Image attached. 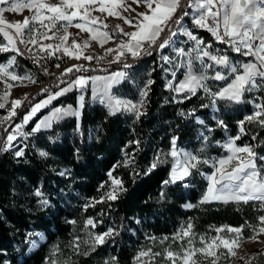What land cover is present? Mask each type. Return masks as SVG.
I'll return each instance as SVG.
<instances>
[{
  "label": "trees",
  "instance_id": "obj_1",
  "mask_svg": "<svg viewBox=\"0 0 264 264\" xmlns=\"http://www.w3.org/2000/svg\"><path fill=\"white\" fill-rule=\"evenodd\" d=\"M192 30L206 42H214L207 31L195 27ZM3 42L0 34V43ZM175 42L183 43L181 37H175ZM226 50L224 55L236 57L232 50ZM11 54L15 53H3L0 61ZM166 55L172 63L155 56L134 65L132 79L123 81L118 89L124 97L136 100L137 84L145 86L148 80L154 81L144 108L146 114L140 120L136 121L130 113L110 115L104 106L86 95L80 119L68 118L51 131L29 137L27 147H14L13 150L23 147L24 157L16 158L13 150L0 155V264H135L142 251L163 252L169 246L179 251V242H173L172 237L188 223L193 225L195 237H214L215 229L226 226H244V237L251 235L247 225H257L258 218L264 215L258 202L236 205L200 204V201L208 185L206 177L213 172L211 162L226 154L221 145L238 134L237 122L256 111L255 103H264V92L245 93L247 103L217 101L215 107L202 92L191 100H183L185 94L178 95L167 87L175 58L170 50ZM17 60L22 72L31 71L41 80V71H37L27 55L18 56ZM149 71L147 77L145 73ZM173 71L177 76L174 83L181 81L184 73L181 68L174 65ZM213 82L210 87L215 90L221 82ZM57 89L55 86L49 92ZM75 94L63 96L55 104L76 107ZM197 118L204 125L197 123ZM13 119L0 126V137ZM217 119H222L227 128L219 127ZM37 121L38 117H34L25 125L26 132ZM245 130L247 135H242L237 144H251L259 156H264V128L246 123ZM173 137L178 138V148L199 153L209 163H201L185 181L165 185L163 181L169 179L171 163L159 164L150 172L148 169L158 151H169ZM40 151L47 152V157H41ZM129 160L131 163L126 167ZM263 164L257 160V165ZM109 171L123 181L126 189L115 201L105 199L111 187ZM61 172L67 174L60 175ZM37 190L42 197L34 195ZM41 199L48 204L41 205ZM101 199L103 203H94ZM189 204L195 207H186ZM89 219L95 227L87 225ZM109 228L114 229L113 236L93 251L91 237ZM165 237L168 239L164 240ZM33 242L36 247H32ZM247 260L251 264H264V251ZM240 264H245V260Z\"/></svg>",
  "mask_w": 264,
  "mask_h": 264
},
{
  "label": "snow or ice",
  "instance_id": "obj_2",
  "mask_svg": "<svg viewBox=\"0 0 264 264\" xmlns=\"http://www.w3.org/2000/svg\"><path fill=\"white\" fill-rule=\"evenodd\" d=\"M138 7L143 4L146 8L144 12H137L136 18L132 19L123 15L125 12L133 11L126 0H58L57 3H50L49 0H0V34H2L6 43H0V53H15L7 63H0V83L5 85V90L0 95V109L6 107V103L11 94V89L16 86L11 82H19L21 86L25 80L35 84L36 81L31 75L25 73L19 75L9 69L13 68L17 56H23L25 53L18 47V44L25 45L27 52L33 62L39 65L40 60L53 57L57 52H62V56H68L75 60H86L89 63L96 59L97 63L111 57L108 62L123 64V69H129L131 64L127 63L129 58L135 60L143 55H151V49L162 50L169 46L172 37L177 36L178 32L187 37L194 44L188 51L184 48H177L174 51L180 57H188L182 60L176 67L185 69L183 79L173 86L172 82L167 87L178 95H183V100H191L202 92L209 98L210 103L215 107L217 101L227 103L242 104L246 100L245 93H251L254 90L264 92V0H187L186 8H191L192 12L184 11L181 16L176 17L177 11L181 8L182 0H133ZM29 10L32 15L26 17L22 22H10L5 18V13H19L23 10ZM94 12L106 13V17H114L124 21L126 25L134 28L132 32H125L120 25L116 26V32L110 34L102 29H107L100 16H93ZM187 16L191 22L199 29L209 32L215 42L226 45V49H231L235 54L250 60H241L232 62L228 55L214 54L220 50L209 51L211 44H205L204 40L194 35L192 31L184 27L183 18ZM173 17H176L174 20ZM74 21H78L74 23ZM169 21H172L173 27H169ZM79 29L81 33H88L89 40L82 43L75 39L71 45H68L70 33L69 28ZM168 29V36L159 44L161 34ZM43 30V31H41ZM79 35V33H77ZM126 37L115 48L105 50V55L94 57L93 55H84V50L91 46V41H97L100 47L113 41V37ZM45 40L57 41L55 44H44ZM32 45L28 48V45ZM38 46V47H37ZM36 49V51H33ZM147 49V50H146ZM195 52V57L192 53ZM47 54V55H44ZM167 63H172L168 57H162ZM205 59L209 61L205 62ZM193 60L199 61V69L194 71ZM60 67L59 64L56 65ZM217 68L221 69L217 71ZM83 64H76L65 68L61 77H67L72 74L70 80L58 78L56 87L58 91L49 92V89H42L41 95H48L39 102L33 104L26 114L22 117V123L15 126L12 133L7 135L5 143L0 146V152H7L14 149L13 142L18 138L27 140L29 137L41 133L44 130L51 129L54 123H57L68 116L79 119L82 110L86 104V94L90 89V99L104 106L110 115H116L119 112L130 113L136 121L146 113L143 111L146 105L150 86L153 80H148L144 88L139 93V99L133 101L123 98L114 92L118 86L128 79V73L125 70L112 72L106 76L75 75L89 71ZM95 71V69H91ZM209 70L212 74L209 75ZM47 75V69H44ZM176 76V72H172ZM221 82L215 90L210 87L208 81ZM11 81V82H10ZM65 85L60 87V85ZM77 92V107L72 105L54 106L53 101L68 93ZM200 98V97H197ZM27 99V96L24 97ZM183 100H177L182 103ZM23 100L15 99L11 101V109L7 117L0 119V124L7 123L12 117L16 116V109L21 107ZM207 107L208 105H202ZM256 111L246 115L237 122L238 134L229 137L221 145L229 155L224 158L211 162V167L215 169L206 177L208 185L200 201V204L219 202L223 204H244L249 202H258L259 206L264 208V166L258 167L257 160L264 161V156H259L251 144L238 145L242 135H247L245 124H257L264 128V103H255ZM49 108V114L39 119L33 127L25 132L23 128L36 117L42 109ZM180 115H184L183 112ZM197 123L204 125V121L197 118ZM217 125L223 129L227 125L222 119H217ZM211 132L212 129L208 128ZM203 135V133L201 134ZM177 137L170 141V149L167 153L158 151L154 157L153 163L148 171L155 169L159 164L171 163L169 179L163 181V184H174L185 181L187 177L193 174V170H198L201 163L208 164V160L202 159L199 153H193L177 147ZM207 140V137H204ZM255 140L256 136L253 135ZM139 145V141H135ZM24 147H27L25 144ZM201 152L203 149L200 150ZM16 158L24 157L23 147L13 150ZM41 157H47L48 153L40 151ZM168 157L171 158L169 161ZM131 160L125 162L127 167ZM114 170V169H113ZM61 172L60 175H66ZM147 174V172L145 173ZM111 180V190L107 192L105 199L115 201L119 194L126 191L123 187V181L108 172ZM37 197H42V192L37 190L34 193ZM104 200L94 201V203H103ZM41 205L46 206L48 201L41 199ZM93 206V205H89ZM188 208L194 205H186ZM70 223H75L71 221ZM87 225L95 227L93 220H87ZM247 225V222H246ZM250 228L251 235L247 238L243 235L244 226L239 228L226 226L215 229L217 233H223L225 230L234 235L221 236L216 235L210 241L200 238V247L193 243V225L188 223L182 226L177 234L172 237L173 242H179V251L172 250L169 246L163 252L153 253L151 250L142 251L136 257V264H151L155 257H163L162 264H220L223 257L227 264H231V258L237 257V249L245 239L257 241L258 237L264 234V215L258 218V224L247 225ZM114 229L93 235L90 239V247L94 251L98 245L105 243L106 238H111ZM187 238V239H186ZM151 239H155L154 237ZM168 238L165 237L164 240ZM186 240V243H185ZM163 243V240L161 241ZM33 242L32 247H36ZM79 245H76L78 250ZM225 249L226 252H222ZM149 257L145 261L143 258ZM115 258H113L114 260ZM240 259H245L240 257ZM255 259V257H253ZM245 264H251V260H245Z\"/></svg>",
  "mask_w": 264,
  "mask_h": 264
},
{
  "label": "rangeland",
  "instance_id": "obj_3",
  "mask_svg": "<svg viewBox=\"0 0 264 264\" xmlns=\"http://www.w3.org/2000/svg\"><path fill=\"white\" fill-rule=\"evenodd\" d=\"M49 2L54 4V3H57L58 0H49ZM126 3L128 5H130L131 8L135 9V12L129 11V12L123 13V15L128 16V17H130L132 19H135L136 18V13L137 12H144L146 10V8H145V6L143 4H141L138 7L135 3H133V0H126ZM4 15H5V18L8 21L15 23V22H22L24 18L30 17L32 15V13L29 10L25 9V10L22 11V14L6 12ZM106 15H107L106 13H104V14H101V13H98V12H94L93 13V16H100L101 19L105 23L108 24V28L107 29H102L103 31H107L110 34H113V33L116 32V26L117 25H120L121 27H123L125 32H132V31L135 30L134 28L129 27L128 25H126L124 23V21L121 20V19L114 18V17H107L105 19ZM76 22H78V21H74V23H76ZM187 23H188V21H187ZM174 29L175 28L173 27V30ZM41 31H43V30H41ZM68 31L71 34L70 37H69V40H68V45H71L72 44V41L74 39L77 42H79V43H82L85 40H89V34L88 33H81L79 29H76L74 27H71V28L68 29ZM191 31L195 34L194 30H191ZM77 33H79V35H77ZM197 37H198V35H197ZM123 38H125V37H122V36L117 37V39H119V40H123ZM184 38H186V42H183V43L178 44L177 47H176V49L182 47V48L185 49V51H188L191 48V46L194 44V42L193 41H189L187 37H184ZM3 43H6V41L4 40ZM43 43L44 44H55V43H57V41H54V40H45V41H43ZM18 47L25 54L27 53V49L25 48V45L18 44ZM27 47L28 48H31L32 45L29 44ZM98 48H99V53H105V50H102V48H100V46H97L96 44H93V42L91 41V46L89 48H87V49L84 50V54H93V53H96V50H98ZM33 51H36V49H33ZM2 54L3 53H0V57H1ZM173 54H174V58H175L174 60L175 61H174V63L172 64V66L170 68L171 73L173 72L174 65H179L182 60H187L188 59L187 56L186 57H183V58L180 57L177 54L176 51H174ZM12 55H15V54H11V56ZM195 55H196V53L193 52L192 53V56L195 57ZM11 56H9L8 59L5 60V61H0V63H7V61L9 60V58ZM61 56H62V52H57L56 53V56H53L51 58L53 60L55 59L56 61L59 60V61H62V62H63V59H66L67 61L69 60L70 63H77L78 62V60L72 59V58H70L68 56H63V58H60ZM17 59H18V56L16 58L15 64L13 65V68L9 69V71H13V72H15V73H17L19 75H24L25 73H27L28 75H31L33 77V79H35L36 83L35 84H32V83H29L27 80H25L23 82V84L26 85V86H21L19 84V82H11L10 81L11 83L15 84L16 86H14L11 89V94L9 96V99H8L7 102H5L6 103V107L4 109H0V119H2L4 117H7L8 111L11 109V101L12 100H15V99H21V100H23V104L21 105V107H19V108L16 109V113H17L16 116L12 117V118H14L13 121L15 120V118L17 117V115L19 114V111H20L21 108H23V107L30 108L33 104L37 103L36 102V100H37V93L40 90L41 80L39 81V78H38L37 74H36V78H35L34 74L31 71H29V72H22V69H21V67L18 64V60ZM205 62L208 63L209 61H206L205 60ZM51 64H53V65L51 66ZM57 64H58V62L49 63V66H51V68H49V72H58V71H60L61 70V67L57 68L56 67ZM199 66H200L199 65V61L193 60V69H194V71L198 70L199 69ZM178 68H181V70L183 72L185 71V69L182 68V67H178ZM119 70H122V69H119ZM95 73H98V72H95ZM211 74H212V72H211V70H209V75H211ZM97 75L102 76L101 74H94L93 76H97ZM106 75H109V74H104V76H106ZM171 77L172 78L169 80V82L174 83V78L177 77V76H175V77L171 76ZM43 80H44V78H43ZM179 82L180 81L174 83V87L177 86V84ZM213 83L214 82L212 80H209L208 81L209 86L212 85ZM4 90H5V85L3 83H0V95L3 94ZM56 91H58V89ZM68 95L69 94H67L65 96H68ZM25 96H27V99L26 100L24 99ZM46 96H43L41 99L45 98ZM77 97H78V95H77ZM60 98H62V97H60ZM95 103H97V102H95ZM67 105H72V104H64L63 103V104H60V105H56L55 104V101H53L52 105H50L49 108L54 107V106H67ZM73 107H75V106H73ZM49 108L42 109L39 113H37L36 117H38V120L41 119V118H43V116L49 114ZM68 118H73V116L65 117L64 119H62L61 121H59L57 123H60V122L66 120ZM57 123H54L53 127ZM3 124H0V126L3 125ZM53 127L51 129L44 130V132L51 131L53 129ZM20 140H23V138H18L17 141H14L13 142L14 147H17L18 146V143H19ZM184 150L191 151V150H188V149H184ZM214 171H215V169H213V172ZM110 190H111V187H110ZM216 235H221V236L227 237V236H231V235H234V234L228 233L225 230V232H223V233H217ZM201 237H204V239L205 240H208V241H210L212 238H214V237H205V236H199V237H195L194 236L193 243L195 244L196 247H200L201 246L200 245V238ZM185 243H186V241H185ZM221 251L222 252H226L225 249H221ZM259 251H264V234L260 235L258 237L257 241H249L247 239L243 240L241 242L240 248L237 249V253H238L237 257L231 258V264H240L241 261L247 260L251 255H253V254H255V253L259 252ZM153 253H155V252H153ZM240 257H244L245 259H240ZM143 259L145 261H147V260H149V257H144ZM162 261H163V257L162 256L161 257H155V259L151 262V264H162ZM135 264H136V262H135ZM164 264H166V262H164ZM220 264H227L226 260L223 257L220 260Z\"/></svg>",
  "mask_w": 264,
  "mask_h": 264
},
{
  "label": "built area",
  "instance_id": "obj_4",
  "mask_svg": "<svg viewBox=\"0 0 264 264\" xmlns=\"http://www.w3.org/2000/svg\"><path fill=\"white\" fill-rule=\"evenodd\" d=\"M186 3H187V0H182L181 8L177 11L176 17L181 16L184 11H188L189 13L192 12L190 8L185 7ZM176 17H173V19L175 20ZM188 19H190V18L185 16L183 18V23ZM169 27H173L172 21H169ZM167 36H168V29L166 28L165 32L161 34L160 40L157 41V44H159ZM221 45H223V47L219 49L220 52H218V53L215 52L214 54H225L227 52L226 45H224V44H221ZM176 47H177V44L175 42V39H172V42L169 44V46L162 49V50H157L155 48L151 49V52H152L151 55H143L142 54L139 58H137L135 60L129 58L127 60V63L132 65V67L129 69H123L122 63L121 64H115V63L110 64L108 62V60H110L111 57H108L107 59L100 61V63H97L95 58L93 59V61L91 63H89L88 61L83 60V59L79 60L78 63H70L69 60L67 61L66 59H63V70L58 71V72H49V63H51V57H49L47 59H42V60H40L39 65L36 64L37 71H41L40 93H39V96L37 97V100L41 99L45 95V93L43 95H41L42 89H52L53 87L56 86V84L58 83V78H62L64 80H70L71 79L70 75L67 77H61V73L64 71L65 68L71 67V66L76 65V64H83L85 67L90 69L89 71H92L91 69H95V71H92V72H98V73H103V74H111L112 72L118 71L119 69H123V70L127 71V73H128V79H126L125 81H129L130 79H132L134 65H136L137 63H140L142 60H145V59L147 60V59H150V58L155 57V56L159 57V59H162V57H165V56L167 57L166 51L170 50V51L174 52V49H176ZM25 55H30V54L27 52ZM44 55H47V54H44ZM84 55H93L94 57H101V56H104L105 53H99V48H98V50H96V53L84 54ZM164 62H165V60H164ZM45 68L47 69V73H48L47 75L44 72ZM145 75L147 77H149L150 71L145 73ZM42 77H50V87H42ZM63 86H65V85H63V84L60 85V87H63ZM143 88H144V86L137 84V86H136L137 99L133 100V101H137L140 98L139 93ZM124 98L130 99L128 96H125ZM28 109H30V108L23 107L20 109L19 114L17 115L15 120L12 122L11 125H9L6 128L5 132L0 137V146H2L5 143L7 135H9L10 133H12L14 131L15 126L22 123V117L24 114H26ZM143 111H144V109H143ZM23 131L26 132L25 126L23 128Z\"/></svg>",
  "mask_w": 264,
  "mask_h": 264
},
{
  "label": "crops",
  "instance_id": "obj_5",
  "mask_svg": "<svg viewBox=\"0 0 264 264\" xmlns=\"http://www.w3.org/2000/svg\"><path fill=\"white\" fill-rule=\"evenodd\" d=\"M191 9V8H190ZM191 11H192V9H191ZM183 25H184V27H186L187 29H189L190 31L192 30V28L193 27H195L196 29H198V30H203V29H199V28H197L192 22H191V19H189L188 20V23L187 22H184L183 23ZM209 33V32H208ZM194 34V33H193ZM194 35H196V34H194ZM212 36V35H211ZM175 37H177V38H179V37H181V39H182V42H186V38H184L185 36H183L182 34H180L179 32H178V34H177V36H175ZM175 37H172V39H175ZM198 38H200L199 36H198ZM213 38V37H212ZM123 39H127L126 37L125 38H123ZM201 39H203V38H201ZM214 39V38H213ZM204 40V39H203ZM120 41L121 40H119V39H117V36H115L114 35V37H113V41H109V42H107L105 45H104V47L102 48V47H100V48H102V50H106V49H108V48H115L116 46H117V44L118 43H120ZM93 42V44H96L97 46H100L99 45V43L97 42V41H92ZM204 42H205V44H211L212 45V51L213 50H217V49H219L220 48V45H219V43H217V42H215V40H214V42L213 43H208V42H206L205 40H204ZM209 51H210V49H209ZM234 56H236V57H230V59L232 60V62H236V61H241V60H243V58L244 57H240V56H238L237 54H233ZM250 58V57H249ZM206 60V59H205ZM207 61V60H206ZM94 74H101L102 76H104V74H102V73H92L91 75H89V76H87V77H92ZM121 85V84H120ZM120 85L118 86V89L120 88ZM114 92H117V94L118 95H120L121 97H123L124 98V96H123V94H121V93H119V91L117 90V89H114ZM68 94H71V93H68ZM77 95H78V93L76 92V94H75V96H76V102H77ZM86 95H90V89H89V92L86 94ZM77 106H78V104H77ZM76 106V107H77ZM226 151V150H225ZM226 154L224 155V156H222V157H219V158H217L216 160H218V159H220V158H224L225 156H227V155H229V153H227V152H225ZM264 162V161H263ZM262 166H264V164L262 165ZM258 167H261V166H259L258 165ZM214 169V168H213Z\"/></svg>",
  "mask_w": 264,
  "mask_h": 264
},
{
  "label": "bare ground",
  "instance_id": "obj_6",
  "mask_svg": "<svg viewBox=\"0 0 264 264\" xmlns=\"http://www.w3.org/2000/svg\"><path fill=\"white\" fill-rule=\"evenodd\" d=\"M28 57L30 58V55H28ZM31 59V58H30ZM32 60V59H31ZM33 61V60H32ZM53 62H58V64L60 65V67H61V70H63V62L62 61H56L55 59L53 60L52 58H51V63H53ZM78 63V62H77ZM49 68H51L50 66H49ZM60 70V71H61ZM48 86H50V77H44V80L42 81V87H48ZM39 93H40V90H39V92L37 93V97L39 96ZM33 137H35V135H33V136H31V138H33ZM27 142V140H20L19 141V143H18V146L19 145H25V143ZM24 147V146H23ZM8 152V151H7ZM3 153H6V152H0V155L1 154H3Z\"/></svg>",
  "mask_w": 264,
  "mask_h": 264
}]
</instances>
